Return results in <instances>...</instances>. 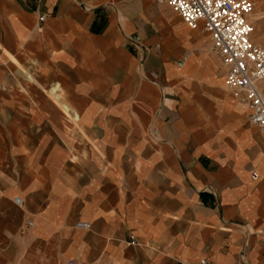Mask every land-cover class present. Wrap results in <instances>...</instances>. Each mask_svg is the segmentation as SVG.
<instances>
[{"label": "crops", "instance_id": "0c3cea01", "mask_svg": "<svg viewBox=\"0 0 264 264\" xmlns=\"http://www.w3.org/2000/svg\"><path fill=\"white\" fill-rule=\"evenodd\" d=\"M225 73L156 0H0V264H264Z\"/></svg>", "mask_w": 264, "mask_h": 264}, {"label": "built area", "instance_id": "2783aa9c", "mask_svg": "<svg viewBox=\"0 0 264 264\" xmlns=\"http://www.w3.org/2000/svg\"><path fill=\"white\" fill-rule=\"evenodd\" d=\"M172 9L190 29L199 24L208 34L211 51L225 68V88L234 97L245 101L247 121L264 135V49L251 40L254 6L261 0H156ZM219 5V6H218ZM43 17L40 18V21ZM251 179H257L256 173ZM14 202L18 205L19 200ZM31 226V222L26 223ZM77 228H88L78 223ZM133 243V239L129 238ZM73 264V262H68Z\"/></svg>", "mask_w": 264, "mask_h": 264}, {"label": "rangeland", "instance_id": "374dc122", "mask_svg": "<svg viewBox=\"0 0 264 264\" xmlns=\"http://www.w3.org/2000/svg\"><path fill=\"white\" fill-rule=\"evenodd\" d=\"M249 19L253 26L251 40L264 49V0L254 6Z\"/></svg>", "mask_w": 264, "mask_h": 264}, {"label": "snow or ice", "instance_id": "6c2138e0", "mask_svg": "<svg viewBox=\"0 0 264 264\" xmlns=\"http://www.w3.org/2000/svg\"><path fill=\"white\" fill-rule=\"evenodd\" d=\"M219 6V5H218Z\"/></svg>", "mask_w": 264, "mask_h": 264}]
</instances>
